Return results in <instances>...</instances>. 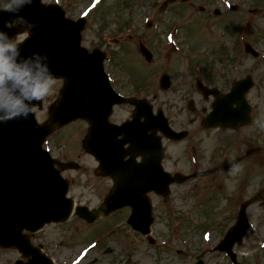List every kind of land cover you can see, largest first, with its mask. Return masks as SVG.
<instances>
[{
	"label": "rangeland",
	"instance_id": "1",
	"mask_svg": "<svg viewBox=\"0 0 264 264\" xmlns=\"http://www.w3.org/2000/svg\"><path fill=\"white\" fill-rule=\"evenodd\" d=\"M162 1L60 0V3L79 6L73 9L78 15L90 9L84 44L90 49L101 47L108 55L112 54L113 59L109 56L105 66L118 90L128 91L131 81H134L130 73L123 70V64L140 74L136 80L148 78L158 84L163 72L171 75L174 86L164 96H168L171 101L169 114L179 119L174 121L177 122L176 128L186 124V115L199 116L187 104L188 95L198 101L194 93L195 78L199 76L196 69L198 62L210 59L214 61V66H218L220 62H215L213 54L221 45H227L229 50L230 44L235 50L234 54L231 52L236 60L235 77L238 79L250 74L254 80V86L247 94L252 105V121L235 132L220 128L204 133L198 131L196 122L188 128L190 132L193 130L189 140L169 142L168 152L173 161V167L170 164L171 168H167L169 171H202L197 178L174 184L171 187L172 194L167 199L150 195L156 217L152 227L153 236L157 239L155 246H149L131 232L126 225L127 209L101 219L92 226H87L83 220L73 216L65 224L47 226L35 235L34 243L42 244L45 252L57 264H73L74 261L77 264H195L196 256L203 250L208 251L203 256L205 264H232L225 254L210 249L223 237L227 224L237 218L240 204L247 200L252 203L247 214L255 233L236 251L239 260L244 263L264 264V0H175L164 11H160ZM231 4L238 8L231 10ZM85 5L88 8H84ZM201 7L205 10L201 11ZM216 8L221 10L220 15L214 14ZM157 18L164 19L165 25L161 30L145 28L148 19L157 26ZM132 20L135 21V28L138 27L149 41L163 36V42L164 36L173 31L177 44L168 42L166 38L164 50L156 53L154 61L146 63L133 42H126V39L116 42V39L125 38L129 32L137 34L135 30L138 28L124 29L123 24ZM175 22H179L178 25ZM245 42L255 47L260 53L259 57L245 52ZM221 65L213 71L222 81ZM58 86L59 81L52 93L45 97V105L55 97ZM180 95L186 97L179 100L177 97ZM195 105L198 107L197 103ZM127 113L126 107L121 106L115 116L125 117ZM46 118L45 107L39 120L43 122ZM81 128L82 122L70 124L59 134L56 133L48 146L57 148L56 155L79 161L81 166L78 171L65 173V178L75 179L69 195L82 203L86 201L95 205L104 187L110 184L104 178L92 174L95 163L91 162V158L84 154L78 156L82 153ZM197 140L202 141L203 155L195 167L189 164L188 153L189 144L195 145ZM197 147L192 149V153L199 150ZM246 150H252V153L229 172L223 174L208 168L209 164L220 162L228 154H231L230 157L243 156ZM192 162H196L195 156H192ZM83 190L89 194L81 197L78 194ZM99 236L102 239L100 243H90ZM18 257L20 254L15 248L0 247V264H13Z\"/></svg>",
	"mask_w": 264,
	"mask_h": 264
},
{
	"label": "water",
	"instance_id": "2",
	"mask_svg": "<svg viewBox=\"0 0 264 264\" xmlns=\"http://www.w3.org/2000/svg\"><path fill=\"white\" fill-rule=\"evenodd\" d=\"M21 16L38 24L30 31V37L20 45L21 55L46 53L49 68L55 77L64 78V86L60 97L51 104L50 118L44 124H38L33 114L27 119L0 123V246H15L28 258V262L19 259L15 264H54L51 258L34 248L29 235L23 233L24 229L35 232L47 222L65 221L73 209L72 198L66 197L67 182L53 170L50 158L41 148L43 140L54 129L77 118L88 119L95 124L92 134L101 131L116 103L127 101L134 104L136 117L144 113V105L112 89L103 67V52L95 49L89 53L81 46V30L85 24L83 18L72 21L65 18V12L60 6H45L40 0H33L31 5L25 6ZM8 18V13H1L0 27H3V20ZM6 31L9 32V29ZM139 45L140 51L150 60L151 52L140 41ZM246 50L258 55L250 44H246ZM164 80L167 83L166 76ZM252 85L250 76L236 81L230 93L213 103V111L206 118L208 125L236 126L248 122L251 108L244 94ZM157 122V127L167 137H181L179 135L182 133L169 126L161 111L158 112ZM86 146L91 149L88 143ZM95 154L102 159V152ZM103 154L109 155L108 152ZM239 160L225 161L223 167L227 169ZM118 167L122 174L119 176L118 173H112L116 184L103 204L93 210L78 206L77 213L92 222L119 207L131 205L133 210L129 223L146 234L153 221L151 203L146 192L154 189L167 196L170 183L183 182L188 176H171L162 169L160 163L150 167L153 174L146 179L141 178L139 168L137 174L131 175L128 166ZM128 174L131 179L126 176ZM248 205L249 202L241 204L236 224L216 247L226 251L234 264H243L238 262L233 252L234 244H241L245 236L250 237L254 233L246 213ZM197 264L204 262L200 259Z\"/></svg>",
	"mask_w": 264,
	"mask_h": 264
},
{
	"label": "flooded vegetation",
	"instance_id": "3",
	"mask_svg": "<svg viewBox=\"0 0 264 264\" xmlns=\"http://www.w3.org/2000/svg\"><path fill=\"white\" fill-rule=\"evenodd\" d=\"M87 6L88 5H85L84 8H86ZM64 8L67 11V15L70 18H73V19L79 18V15L77 14L76 10H73V9H76V8H80L79 6L74 5L73 3H68L66 6L64 5ZM204 10H205V8L202 9V11H204ZM157 20H159V21H157V26H156L155 23H153V21H151L150 24L149 23L145 24L146 25L145 28L146 29L157 28L158 30H161L162 26L165 25L164 19L157 18ZM132 24L133 25L135 24L134 20H132ZM159 25H161V27ZM137 28H134V29H137ZM135 31H137V34H135V35L132 34L133 37H131V39H128V41H130L131 43L133 42L136 45L137 44L136 43V38H140V39H143V40L145 39L147 41V44L149 45V47L151 49H153L152 51L154 53V56L156 55L155 53H157L158 51H160V50L163 51L164 50V45H165L164 41L166 39V37H165L166 35L164 36L163 42H162V38H163L162 34H160L162 36L161 38H155L154 41H149L146 35H145L146 37H144V35H142L140 33V29L139 28H138V30H135ZM86 32H87V28H85L84 31H83V38H84L85 42H86L85 39L87 37ZM26 36H27V34L24 32L22 34H19L17 39L20 40L21 37H23V39H24ZM122 40L123 39L121 38L120 41H122ZM120 45H119V47H120ZM227 49L228 48H224V49L218 48V50L215 52V54H214L215 62H217V63L220 62V64L218 66H214V61H212L210 59H207L204 62H201V61L198 62V66L196 67V69L198 70L197 73H199V76H197L195 78L196 80H195V84H194V88H195L194 93L197 95L198 101H195V99L192 96L188 95L187 96L188 97V103L187 104H188V108L190 109V107H191L190 101L193 100V105L191 107V110L194 111L195 113H198L199 116L196 117L195 114H192L190 116L186 115L185 118H184V122H186L187 127H181L180 129H186L187 130L188 127L192 126L191 124H194L196 122H198V131H200L202 133L206 132L207 130H214V129L215 130H219L220 129V128H208V127H206L204 125V122H203L204 121V117L207 115L208 111L210 110L211 104L213 103V101L215 100L216 97L214 95H208V96L203 95L202 91L197 87L196 81H197V79H200L201 83L204 86H206L208 88H217V89H219V91H220V93L218 94L219 97L223 96L225 93H227L230 90L232 83L236 79V77H235V74H236V60H235V56H233L231 54V52H233V54H234V48H232L230 46V44H229V50H227ZM220 65H221L220 72H221V74H223L222 77H221L222 81L219 80V75H217V76L214 75V71H213V69H217ZM123 68H124V65H123ZM206 72H210V74H206ZM170 79L172 80V77H170ZM131 83L132 84L130 86V89H128V91L120 90L121 92H123L122 94L127 95V96H136L138 98L146 99L148 102H147V106H146L147 108H146V113L145 114L149 117V119H154L155 118V114H156V109L159 108V107H162V109L164 110L165 114L167 115L170 123L176 125L177 122H174V121H177L179 119L174 117V116H171L169 114V104H170L171 101L168 99L169 98L168 96H166V97L164 96L166 91H169V90L173 89L174 85L172 84V82L170 83V86L168 87V89H164L163 87H161L160 83H159V80H158V84L157 83L154 84L153 82L148 81V78H146L144 80H141V81L134 80V81H131ZM186 95H184V96L180 95L179 97H177V99L183 100V98H185ZM202 102L206 103V105H203ZM196 103L198 104V107L195 105ZM121 106L126 107L128 113H127V115L125 117L124 116L123 117L122 116L116 117L115 116L116 115V111H117L118 108H121ZM34 109L36 110V112L37 111L39 112V111L43 110V109H40L38 107H35ZM133 112H134V106H132L130 104L124 103V104L117 105L114 108L113 114L109 118V122L111 124L121 125L125 121H128V120H130L132 118ZM145 118H146V116L143 114L138 119L137 127L142 126L144 124ZM80 122H82L81 131L85 135L88 132V123L86 121H84V120H80ZM147 126H151V127L146 132V138H149V140H150V136H151V137H153V139H155V136L159 135L160 139H162L161 141L163 142V147H164L161 164H162V166L165 169H167L168 167L171 168L170 164H172L173 161H172L171 154H169V152H168V146H167V144L169 142H171V140L165 138L160 133V131H157V132L154 131L155 130V128H154L155 127V123H148ZM180 126H182V125L180 124ZM240 127H242V126H239L238 128H240ZM227 129L230 132H235L236 131V129H230V128H227ZM196 131H197V129H196ZM124 132H125L124 130L120 131V133L115 137L116 141L118 143L121 140L122 141L125 140L126 133H124ZM188 136H189V133H188ZM201 142H202L201 140H197V144H195V146H194V144H190V149L194 148V147H196V145H198L197 148L199 150H201L200 149L202 147L201 146ZM146 146H147L148 151H149L150 147H151L150 144L146 145ZM129 147H130V143L124 144L123 145L124 151L128 150ZM144 149H146V148L143 147V150ZM186 151L187 150H185V152ZM51 153L53 154V156H55L56 158H58V159H60L62 161H70V160L72 161L73 159H75V158H72V157H70V159H67L65 156L62 157L60 155H56V153H58L57 148H54ZM202 153H203L202 151L199 152V153H190V156H189V153H188L189 164H191L192 166L196 167L200 163L199 158H201V154ZM83 154L87 155L89 158H91V162L92 163H95V166L91 170L92 174L94 176L98 177V178H104V180H107L108 183L110 184L108 187H104V189H103V191L101 193V196L99 197V201L97 203V205H98L102 201L101 199L105 197L106 193L111 188V185L113 184V179H112L111 176H107V175H105V176H97V174H96L97 169L96 168L99 165L98 160L91 153H89L87 149L82 147V155ZM148 154L150 155V153H139V152L134 154V156L132 157L133 163L135 164V163L143 162L145 157ZM193 154L196 157V162H194V163L192 162ZM250 154H251V152L249 154H245L244 157H243V161H245L247 156H249ZM82 155L80 154L78 156L81 157ZM232 155H234V154H232ZM153 156H154V159H155L156 156L155 155H153ZM230 156H231V154L227 155V157H230ZM130 157H131V155H126L124 157V159L127 160ZM174 159H175V157H174ZM151 161L155 162L154 160H151ZM172 167H173V164H172ZM208 168H210V169H218V162H214V163L209 164ZM72 170L73 169H65V170H62V173L65 174L66 172H70ZM70 182H71V185H73L74 182H75V179L74 178H70ZM88 194H89L88 191L83 190V192H80L78 195L83 197V196L88 195ZM149 195H155V193L154 192H150ZM126 209H129V208H126ZM136 237L140 238L139 235H136ZM39 245H41L42 248L44 247L42 244H39Z\"/></svg>",
	"mask_w": 264,
	"mask_h": 264
},
{
	"label": "clouds",
	"instance_id": "4",
	"mask_svg": "<svg viewBox=\"0 0 264 264\" xmlns=\"http://www.w3.org/2000/svg\"><path fill=\"white\" fill-rule=\"evenodd\" d=\"M33 0H0V13H11L0 27V123L27 119L34 105L52 93L56 77L49 68L46 53L32 52L22 56L20 40L6 29H20L27 34L38 24L26 20L21 10ZM42 5L47 0H40Z\"/></svg>",
	"mask_w": 264,
	"mask_h": 264
}]
</instances>
